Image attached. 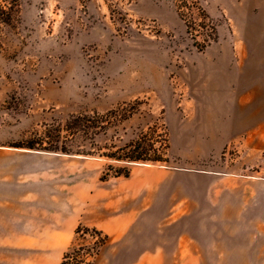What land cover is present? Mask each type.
Segmentation results:
<instances>
[{
  "label": "rangeland",
  "instance_id": "obj_1",
  "mask_svg": "<svg viewBox=\"0 0 264 264\" xmlns=\"http://www.w3.org/2000/svg\"><path fill=\"white\" fill-rule=\"evenodd\" d=\"M200 2L215 37L187 30L168 0H18L17 28L0 36V264L91 250L77 228L107 236L87 264L155 250L165 264H264V148L245 146L240 122L245 34L263 32L264 0ZM113 109L125 119L97 137L102 152L142 133L168 146L165 161L13 147Z\"/></svg>",
  "mask_w": 264,
  "mask_h": 264
},
{
  "label": "trees",
  "instance_id": "obj_2",
  "mask_svg": "<svg viewBox=\"0 0 264 264\" xmlns=\"http://www.w3.org/2000/svg\"><path fill=\"white\" fill-rule=\"evenodd\" d=\"M177 16L185 23L187 30L194 33V27L210 32L215 37V29L203 26L209 21L201 6V0H168ZM199 19L195 25L194 17ZM19 23L18 0H0V36L3 32L17 28ZM125 118L117 109L109 110L104 114L98 112L79 113L69 115L63 124L53 121L50 126H45L41 133H33L25 140L13 144L14 148L39 151L44 153H60L73 156H99L118 162H163V155L167 151L165 144L162 149L149 144L146 134H139L133 140L121 146H113L111 150L102 152V147L97 143V137L106 134L109 130L116 131L118 124ZM128 177V172L123 174ZM82 232L84 236L95 239L91 250L85 248L69 247L62 255L59 264H87V258L93 257L99 248L107 242V236L95 229L77 228L76 234Z\"/></svg>",
  "mask_w": 264,
  "mask_h": 264
},
{
  "label": "crops",
  "instance_id": "obj_3",
  "mask_svg": "<svg viewBox=\"0 0 264 264\" xmlns=\"http://www.w3.org/2000/svg\"><path fill=\"white\" fill-rule=\"evenodd\" d=\"M245 39L246 42H250L246 45V52L251 55L246 61L245 76L241 85L245 82L246 92L249 94L247 102L249 101L250 107L245 105L242 108L240 122L243 123L242 133L246 135L245 146L258 150L264 148V30L260 33L250 25L246 30ZM167 259L164 252L155 250L140 256L136 264H165ZM170 259L183 260L182 250L172 253Z\"/></svg>",
  "mask_w": 264,
  "mask_h": 264
},
{
  "label": "water",
  "instance_id": "obj_4",
  "mask_svg": "<svg viewBox=\"0 0 264 264\" xmlns=\"http://www.w3.org/2000/svg\"><path fill=\"white\" fill-rule=\"evenodd\" d=\"M22 150H24L25 152H28V153L46 154V155H51V156H54V157L63 156L60 153H43V152H39V151H32V150H25V149H22ZM69 157L81 158V157H77V156H73V155H70ZM138 165H142V164H138Z\"/></svg>",
  "mask_w": 264,
  "mask_h": 264
},
{
  "label": "bare ground",
  "instance_id": "obj_5",
  "mask_svg": "<svg viewBox=\"0 0 264 264\" xmlns=\"http://www.w3.org/2000/svg\"><path fill=\"white\" fill-rule=\"evenodd\" d=\"M18 151H24V150H18Z\"/></svg>",
  "mask_w": 264,
  "mask_h": 264
}]
</instances>
